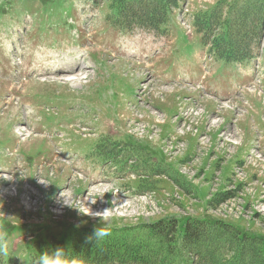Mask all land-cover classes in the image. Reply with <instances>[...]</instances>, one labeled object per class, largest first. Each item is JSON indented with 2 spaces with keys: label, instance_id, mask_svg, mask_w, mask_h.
Instances as JSON below:
<instances>
[{
  "label": "rangeland",
  "instance_id": "rangeland-1",
  "mask_svg": "<svg viewBox=\"0 0 264 264\" xmlns=\"http://www.w3.org/2000/svg\"><path fill=\"white\" fill-rule=\"evenodd\" d=\"M118 1L0 0V264L57 246L86 264H264L263 52L239 66L203 45L194 14L219 0H181L159 30L119 25ZM69 50L79 80L37 75Z\"/></svg>",
  "mask_w": 264,
  "mask_h": 264
},
{
  "label": "trees",
  "instance_id": "trees-1",
  "mask_svg": "<svg viewBox=\"0 0 264 264\" xmlns=\"http://www.w3.org/2000/svg\"><path fill=\"white\" fill-rule=\"evenodd\" d=\"M118 2L120 5L116 9L122 18V24L137 23L144 28L159 30L166 22L171 9L176 8L181 0ZM263 3V0H219L207 11L194 14V26L201 34L203 45L208 46L215 56L229 61L241 63L255 57V52L262 46ZM262 50L264 51V46ZM198 225L200 226L199 223ZM214 225H221V233L229 235L232 240L238 237V233L222 221H215ZM185 229L184 239L188 242L201 236L200 231L194 226L192 228L189 223ZM155 231L162 232L161 228H155ZM243 239L255 240L250 236H244ZM241 251H238L240 256Z\"/></svg>",
  "mask_w": 264,
  "mask_h": 264
},
{
  "label": "bare ground",
  "instance_id": "bare-ground-1",
  "mask_svg": "<svg viewBox=\"0 0 264 264\" xmlns=\"http://www.w3.org/2000/svg\"><path fill=\"white\" fill-rule=\"evenodd\" d=\"M135 45H136V43H135ZM138 48H139V46H138ZM134 49H135V47H134ZM77 56H78L77 53L73 54L72 50H69V51H67V53L62 54V55H57L54 52H46L42 56L37 57V63L35 66L36 68L35 67H33V68L35 70L37 69L36 73L38 76H41L42 79L47 80L49 82H54L55 80L61 81V83H65L67 81L68 82L69 81L74 82L75 80L80 79L79 73L81 71H84L83 70L84 67L81 64L82 63L81 58H78ZM17 58H19V57H17ZM19 60H20V58H19ZM16 63H14V66ZM28 74H30V73H28ZM84 77L85 76H83V78ZM19 130H20V128L17 131H19Z\"/></svg>",
  "mask_w": 264,
  "mask_h": 264
},
{
  "label": "clouds",
  "instance_id": "clouds-1",
  "mask_svg": "<svg viewBox=\"0 0 264 264\" xmlns=\"http://www.w3.org/2000/svg\"><path fill=\"white\" fill-rule=\"evenodd\" d=\"M100 220L97 225L100 224ZM97 225L94 227L93 236L89 238L94 243L102 242L106 237L111 235L110 226L106 222L102 226ZM6 252L7 247L4 237L0 236V254H6ZM33 264H86V261L83 257L74 255L70 250L57 246L41 251L34 258Z\"/></svg>",
  "mask_w": 264,
  "mask_h": 264
}]
</instances>
